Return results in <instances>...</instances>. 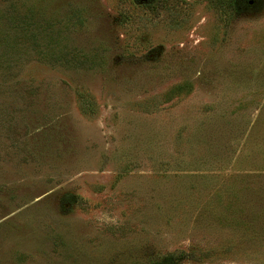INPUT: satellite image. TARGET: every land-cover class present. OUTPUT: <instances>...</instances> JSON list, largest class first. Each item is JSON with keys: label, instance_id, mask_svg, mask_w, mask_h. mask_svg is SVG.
Segmentation results:
<instances>
[{"label": "rangeland", "instance_id": "1", "mask_svg": "<svg viewBox=\"0 0 264 264\" xmlns=\"http://www.w3.org/2000/svg\"><path fill=\"white\" fill-rule=\"evenodd\" d=\"M0 264H264V0H0Z\"/></svg>", "mask_w": 264, "mask_h": 264}]
</instances>
